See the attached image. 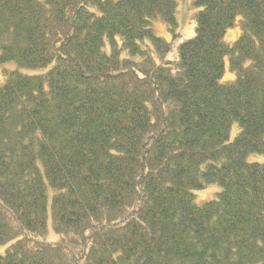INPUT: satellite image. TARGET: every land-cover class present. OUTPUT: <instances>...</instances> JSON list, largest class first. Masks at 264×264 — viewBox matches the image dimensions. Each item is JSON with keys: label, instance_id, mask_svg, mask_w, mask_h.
<instances>
[{"label": "trees", "instance_id": "trees-1", "mask_svg": "<svg viewBox=\"0 0 264 264\" xmlns=\"http://www.w3.org/2000/svg\"><path fill=\"white\" fill-rule=\"evenodd\" d=\"M193 4L0 0V264H264V0Z\"/></svg>", "mask_w": 264, "mask_h": 264}, {"label": "rangeland", "instance_id": "rangeland-1", "mask_svg": "<svg viewBox=\"0 0 264 264\" xmlns=\"http://www.w3.org/2000/svg\"><path fill=\"white\" fill-rule=\"evenodd\" d=\"M178 2V9H177V19H178V26L176 28L177 34L174 35L172 31H170L169 26L165 23L161 18L155 19L152 23V27L156 30L157 34L161 37L165 38L169 42L172 43V49L169 52L167 59L168 60H175L179 56V46L193 38L196 35V20L195 14L197 13L198 9L194 6V0H177ZM242 34V29L240 27V22L237 21L234 27L228 29L227 34L225 36V41L227 43L233 44ZM250 61H247V65ZM52 65H50L46 69H27L22 68L20 69L21 72L26 74H40L46 72ZM17 65L15 63H6L0 64V83L5 80V72L4 69L15 70L17 69ZM237 75L232 72L229 68V61L226 58V71L224 73L223 78L221 79L222 83H228L235 81ZM239 133V126L237 123L234 124L231 135L230 141H233L236 135ZM249 161H259L264 162V155H250ZM222 190V187L217 183H212L206 186L203 189L194 191L196 195V202L199 204L204 203L205 201L215 199L218 196V193ZM53 190L49 189L48 198H49V205L52 200ZM59 235L54 233L53 230H50L48 234V238L50 240H57L59 239ZM11 245V242H7L0 245V255L5 254L7 248Z\"/></svg>", "mask_w": 264, "mask_h": 264}]
</instances>
